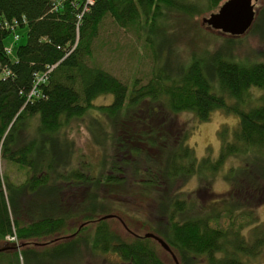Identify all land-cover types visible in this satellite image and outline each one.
Returning a JSON list of instances; mask_svg holds the SVG:
<instances>
[{
	"label": "trees",
	"instance_id": "obj_1",
	"mask_svg": "<svg viewBox=\"0 0 264 264\" xmlns=\"http://www.w3.org/2000/svg\"><path fill=\"white\" fill-rule=\"evenodd\" d=\"M192 1L0 0V160L27 173L19 184L0 174V264H73L85 248L125 264H175L156 240L136 233L141 226L168 244L178 264H245L241 256L263 252L264 222L255 212L264 204V61L237 59L231 39L226 50L154 67L147 81L134 78L131 86L94 61V40L107 18L125 31L146 27L151 37L167 11H197ZM212 1L216 7L221 0ZM263 8L248 33L260 26L264 35ZM13 21L14 31L27 27L14 52L5 44ZM107 94L110 103L94 104ZM93 107L112 129L99 140L114 142L104 177L65 170L56 150L60 130ZM216 108L238 122L218 131L216 157L208 148L198 158L187 143L190 130L172 113L190 111L205 121ZM218 176L230 189L211 198ZM192 177L196 191L185 189ZM83 186L88 192L77 193ZM115 218L128 236L113 230ZM36 245L48 247L39 252Z\"/></svg>",
	"mask_w": 264,
	"mask_h": 264
},
{
	"label": "rangeland",
	"instance_id": "obj_2",
	"mask_svg": "<svg viewBox=\"0 0 264 264\" xmlns=\"http://www.w3.org/2000/svg\"><path fill=\"white\" fill-rule=\"evenodd\" d=\"M224 1L225 0H221L219 5L214 7L215 5L212 0H193L192 2H195L198 8L197 11L193 13H189L186 10L167 11V16H163L159 19L156 24V33L152 34L151 37L146 36V27L140 29L138 33H135L132 29L125 31L123 28L116 25L110 18H107L100 26L98 36L94 40V61L96 60L100 66L113 72L130 86L134 78H139L141 83L147 81L154 67L162 66L167 63H179L192 54L209 55L216 49L226 50L227 43L231 39H236L238 42V44H235L232 48V55L237 59L243 61H264V35L262 32L259 34L260 26H256V28L249 33L247 32L243 35L233 37L232 35L215 30L203 23V18L216 12ZM263 5V0H258L255 3V16ZM26 32V26L18 28L16 30L18 39L16 40L13 34L10 33L5 40L6 46L9 47L12 45V51L14 52L17 45L26 42ZM148 42H153L154 49H151V45H149ZM167 48L169 50L168 52L172 53L169 54L168 58ZM260 92V90L256 89L253 90L252 94L253 96H259ZM111 101L112 96L107 94L97 97L94 100V104H108ZM227 102L231 103L232 100L227 99ZM172 116L184 129L188 128V130H190L187 143L194 149L195 155L198 158L206 155L208 148L210 149L211 155L216 157L220 148L218 131L221 130L223 126H227L231 129L238 122V116L236 114L228 113L222 108L213 110L209 118L205 121H198L190 111L173 112ZM108 125L107 119L93 107L84 115L73 118L60 130L59 138L56 140L58 141L56 143V150L61 151L63 154L61 161L66 167L65 170L78 168L83 170L88 176L104 177L106 175L114 151V142L111 140L110 142L102 144L99 140L101 138L100 135H104L105 132L106 135L108 132L111 134L112 129ZM231 160L232 158L227 160L223 171H226L229 165L233 163ZM0 174L1 176H5V174L8 175L10 180L15 184H19L27 178V173L24 168L9 164L2 159L0 160ZM54 176L55 173L51 175V181L55 179ZM185 189L188 191H196V177H192L186 182ZM229 189V184L223 180L222 177L218 176L210 185V197H224ZM84 190L88 192L89 187L83 186L77 189L76 192L81 193ZM99 192L101 194V187L99 188ZM70 194L71 193H69L66 198L69 204L72 201L68 199ZM132 208L134 209V207ZM132 208H130V214L125 211L128 216L133 213ZM136 214H138L139 217H144L140 212ZM255 214L258 218V222H264V204L256 209ZM114 216H117V218L120 216L123 217L130 225V218L125 217L121 212H118V214ZM113 221H111L113 230L123 236H128L130 232H126L125 229L121 227V224L116 222V218ZM132 224L134 226L136 224L135 227L138 226L137 223L134 224V222H132ZM224 224L226 223L224 222ZM134 226L130 225L131 228L135 229ZM248 229L249 228H246L242 232L243 235L246 236ZM135 231L137 234L143 235L149 232L144 226L137 227ZM131 233L134 234L133 232ZM4 239L10 242L17 241L16 238L10 236ZM0 245V247H2L4 241L0 240ZM42 246L43 245H36L39 252L42 251V248H39ZM12 247V245L5 244V250L7 251L8 249L13 250ZM43 247L47 248L48 245ZM161 251L163 257L168 260L169 258L165 254V251L163 249H161ZM12 252L11 254L8 253V257L15 256ZM241 258L245 264H264V250L256 258L244 256H241ZM73 264L125 263H123L116 254H103L85 248V252L78 260H75Z\"/></svg>",
	"mask_w": 264,
	"mask_h": 264
},
{
	"label": "water",
	"instance_id": "obj_3",
	"mask_svg": "<svg viewBox=\"0 0 264 264\" xmlns=\"http://www.w3.org/2000/svg\"><path fill=\"white\" fill-rule=\"evenodd\" d=\"M258 0H225L219 9L203 18V23L215 30L232 36L245 34L251 27L255 18V3ZM113 215L102 216L103 219L110 218ZM144 237L153 238L162 248H164L173 258L175 264H178L168 244L152 232L144 234Z\"/></svg>",
	"mask_w": 264,
	"mask_h": 264
},
{
	"label": "built area",
	"instance_id": "obj_4",
	"mask_svg": "<svg viewBox=\"0 0 264 264\" xmlns=\"http://www.w3.org/2000/svg\"><path fill=\"white\" fill-rule=\"evenodd\" d=\"M87 2H88V3H91L92 0H87ZM6 25H7V24H6ZM17 25H18V21H13V24L10 25L11 30H13L12 33H13V36H14V39H15V40L18 39V35H17L16 31H14V29L17 27ZM8 26H9V25H8ZM6 51H7V53H9V52H10V49H7Z\"/></svg>",
	"mask_w": 264,
	"mask_h": 264
},
{
	"label": "bare ground",
	"instance_id": "obj_5",
	"mask_svg": "<svg viewBox=\"0 0 264 264\" xmlns=\"http://www.w3.org/2000/svg\"><path fill=\"white\" fill-rule=\"evenodd\" d=\"M34 85H37V81H36V83H35ZM32 92H34V89H33V91H32Z\"/></svg>",
	"mask_w": 264,
	"mask_h": 264
}]
</instances>
